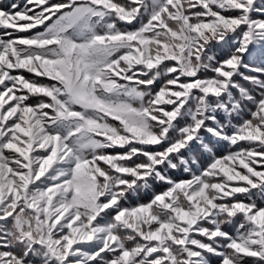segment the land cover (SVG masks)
<instances>
[{
	"label": "trees",
	"instance_id": "1",
	"mask_svg": "<svg viewBox=\"0 0 264 264\" xmlns=\"http://www.w3.org/2000/svg\"><path fill=\"white\" fill-rule=\"evenodd\" d=\"M216 184L217 187H214ZM220 185H222V182L214 181L208 185H203V187L188 184L185 188V182L172 180L169 186L156 187L147 193L139 194L138 197L141 198L144 205L130 206L126 210V215L130 222H134L135 226L137 225L138 234L129 233L122 228L114 227L113 225L116 223L119 211L109 212L107 220L102 218L94 222L93 228L98 233L96 236L98 243L90 247L73 245L71 243V231L69 230H65L61 236L56 234L51 226V216L47 212L42 215L43 224H37L36 226L38 239L40 243L45 245L46 250L42 252V259L37 262H30V264H56L55 260L60 261L61 264L84 262L88 257L101 253L100 248L106 238L109 242L114 241L117 244L116 253L132 254L130 264L138 263L133 255L138 253L143 254L152 264H169L166 261V255L161 251L169 254L174 264H185L188 256H190L191 264H202V262L204 264L205 261H210L207 257L209 255L207 251L221 252L222 250L218 249V246H226L228 243V241L218 238H215L211 243L207 239L216 234L220 236L228 235L225 229L228 209L223 208L219 203L226 204L229 209L232 208L234 203H246L241 198L236 201L221 202ZM88 186L85 201H89L94 197L91 180ZM205 187H210V190H207L205 195L199 196L198 192L205 190ZM165 189H168L166 191L168 195H165ZM82 192H84V189ZM171 192H173V195L172 199L169 200L168 197ZM184 193H186L185 196ZM186 198L192 200L194 205L200 209V212H203L196 224L193 221L194 208L188 203ZM160 199L164 200V207L160 204ZM53 202L56 203L55 198ZM99 203L103 205L106 202L100 199ZM209 204L215 207V211L209 212ZM80 211L77 208L72 210L71 227L76 230L77 221L79 220L84 228L79 234H82V231L88 233L90 229L86 227L85 215L82 212L79 213ZM254 211H258V208L254 209ZM259 211H264V208ZM141 212L144 213L143 218ZM86 213L89 212L86 211ZM253 215L254 212L252 213ZM183 219H187L194 226L188 229L182 223ZM235 236L232 246L233 253L230 254L235 260L253 263L252 260L245 258L240 251L259 252L256 229H247L246 226H243L237 230ZM159 247H162V250ZM4 257L8 259L14 258V253L8 246H4L0 250V259ZM121 257L122 254L118 256V259L120 260ZM27 263L18 256L14 258L12 264ZM93 264L95 263L93 262ZM255 264H264V262L258 261Z\"/></svg>",
	"mask_w": 264,
	"mask_h": 264
},
{
	"label": "rangeland",
	"instance_id": "2",
	"mask_svg": "<svg viewBox=\"0 0 264 264\" xmlns=\"http://www.w3.org/2000/svg\"><path fill=\"white\" fill-rule=\"evenodd\" d=\"M210 0H190L191 2H199L198 11L201 13L200 19L195 22H190L189 27L193 30L192 35V44L198 42L202 43L204 37L208 36L210 33L218 32L220 27L226 25L225 27H231L232 23H236L235 21L238 19L239 15L243 12V9L246 8V0H226L225 6L227 8H236L234 11H237L235 14H231L232 18H228L227 14H220L216 12L214 7L209 4ZM189 3V4H190ZM201 4H204L203 7ZM261 21H256L259 24H264V15L259 16ZM158 51L149 50L144 51V57H149L152 55L162 54L165 50H168L166 45L170 47L167 39H161ZM195 46H198L196 44ZM195 50V48H194ZM242 50V48H240ZM141 52L139 49H134L130 52L129 55H125V58L128 60H134L135 58H139ZM126 59V60H127ZM208 85V84H206ZM165 88L161 89L157 95L156 101H160L162 99H168L170 96L176 93V87L173 88ZM13 96L12 89L8 92L6 97L11 98ZM12 105V104H11ZM160 106L159 104H156ZM12 108V106H10ZM10 108V109H11ZM19 115V123L15 124V132L14 135L8 142V147L10 148L9 153H13V150H19L21 152H25L27 150L28 143H32L31 140H28L27 135H31L34 139V145L32 148H43L47 151H50V154L54 156L59 155L62 150V147L59 146L58 140L56 137L51 136L52 134L48 133L42 123L35 117L36 114L32 111V108L28 106H20ZM242 135L245 137H251L257 139L256 144H252L249 148L253 149L250 154H244L238 157H231L230 159H221L218 163H214L216 168L222 172L224 180L220 181L225 183V179L228 177H238V178H246V180L251 181L252 177L247 172L250 171H260L261 168H256L252 165V162L263 163L264 162V148H259V146L264 145V97L260 100V106L256 111V116L249 121H245L242 127ZM28 142V143H27ZM51 156V155H50ZM47 154L43 158L44 162H46ZM35 163L39 161V159H33ZM42 165V164H41ZM244 166H247L244 168ZM248 170V171H247ZM1 171L3 172L1 175ZM20 183L17 180L16 175L7 171V167L5 164H0V187L4 188L3 192H1V198H9L12 193V188H17ZM217 187V184L214 185ZM219 189L223 191H229L228 187H224L223 185L219 186ZM210 190V187H205V190H201L198 193L199 196L205 195L206 191ZM3 194V195H2ZM59 212V211H58ZM264 211H260V214L254 215L256 219H259L260 224L264 225ZM263 239V238H262ZM0 264H10L7 257L0 259ZM222 264H231L229 260L224 261Z\"/></svg>",
	"mask_w": 264,
	"mask_h": 264
}]
</instances>
